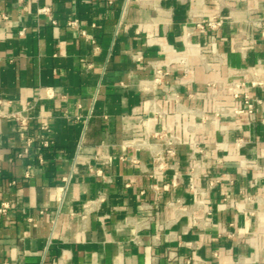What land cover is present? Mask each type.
<instances>
[{
  "label": "crops",
  "instance_id": "obj_1",
  "mask_svg": "<svg viewBox=\"0 0 264 264\" xmlns=\"http://www.w3.org/2000/svg\"><path fill=\"white\" fill-rule=\"evenodd\" d=\"M261 25L264 0H0V264H264Z\"/></svg>",
  "mask_w": 264,
  "mask_h": 264
},
{
  "label": "built area",
  "instance_id": "obj_2",
  "mask_svg": "<svg viewBox=\"0 0 264 264\" xmlns=\"http://www.w3.org/2000/svg\"><path fill=\"white\" fill-rule=\"evenodd\" d=\"M111 1L112 0H108V2H111ZM42 12L45 13L46 10L43 9ZM69 24L71 26L76 25V20H73V21L69 22ZM221 24H222V19L218 18V17H215V18H212L210 20L201 21V22L196 23L195 28L197 30H200V31L206 30V29H209L211 31H215L216 29H218L221 26ZM260 31H261V35L264 36V25L260 26ZM92 42H93V40H92ZM184 59L185 58L179 57L178 61L179 62L180 61L184 62L185 61ZM153 72H154V78L151 81L152 84L154 86H158L160 88L162 94L168 100H174V101L178 102L179 101L178 95L176 93H174L173 87L165 79V77L168 75V72L163 70L162 66H160V65L153 66ZM186 74H187V67H185V69H184L183 76H186ZM252 84L253 85L259 84V82H253ZM150 86L151 85L149 83H145V84L142 85V89L143 90H149ZM232 93H233L234 98L242 99V101L244 103V106H245L243 109L233 111V113L245 112L251 118H253V115H254V104L250 100L249 94L244 92V91H242L240 83L234 84ZM227 113H229V111L226 108H224V107H217L215 109V115L216 116H219V115H222V114H227ZM9 116L12 117L15 120L17 125H19V126L26 125V118L23 115H21L19 112H10ZM40 128L42 130H44V131H47V130H49V125L46 122H42L41 125H40ZM164 136H165V134L159 133L155 137L163 138ZM166 140L169 141L168 143H170L169 138H167ZM48 144H49L48 140H44L43 145L47 146ZM29 146H30V142L26 143L24 152L28 151V147ZM169 152H171V150H169ZM157 167L159 168L160 165H157ZM175 181L176 180L174 179L173 180V184L175 183ZM191 188L193 189L194 186L191 185ZM8 206H9L8 203H1L0 204V212H5L6 209L8 208Z\"/></svg>",
  "mask_w": 264,
  "mask_h": 264
}]
</instances>
